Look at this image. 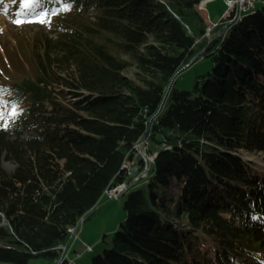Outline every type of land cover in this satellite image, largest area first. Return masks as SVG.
<instances>
[{"label": "trees", "instance_id": "obj_1", "mask_svg": "<svg viewBox=\"0 0 264 264\" xmlns=\"http://www.w3.org/2000/svg\"><path fill=\"white\" fill-rule=\"evenodd\" d=\"M204 1H51L59 31L0 93V261L83 264L61 244L144 171L146 135L159 155L90 264H264V173L241 152L264 150V3L210 37ZM201 50L212 69L179 88Z\"/></svg>", "mask_w": 264, "mask_h": 264}, {"label": "rangeland", "instance_id": "obj_2", "mask_svg": "<svg viewBox=\"0 0 264 264\" xmlns=\"http://www.w3.org/2000/svg\"><path fill=\"white\" fill-rule=\"evenodd\" d=\"M51 1L0 0V93L33 69L32 64L29 63V54L38 38L47 33L55 37L59 31L58 20L63 11L55 14L57 5L53 6ZM261 3L260 0L258 5ZM204 7V15L201 14L210 23L208 36H214L215 23L219 22L222 17L227 18L228 23L232 22L231 16L234 12H230L231 10L228 9L225 0H205ZM246 12L247 10L244 11V13ZM17 20L21 22L17 23ZM199 56L182 73H180L181 70L177 72V75L180 73L177 82L179 88L192 87L197 76L212 69V59L209 56H201L200 58ZM142 140L136 146L135 152L140 150ZM147 150L149 154L155 151L148 149V138ZM241 152L244 158L261 166V171L264 173V150L242 149ZM1 163L10 170L16 167L13 160L5 157H2ZM127 185L130 184L127 183ZM129 189L124 195L114 196L109 191L102 196L100 203L90 213V217L83 222L79 238L74 243L72 236L68 239L71 258H75L83 264H90L95 254L103 252L111 244L115 231L121 228L126 216L124 199ZM89 246L93 247L92 251L88 250ZM32 262L33 264H56V262L53 263L42 256L34 257ZM0 264L5 263L0 261Z\"/></svg>", "mask_w": 264, "mask_h": 264}, {"label": "water", "instance_id": "obj_3", "mask_svg": "<svg viewBox=\"0 0 264 264\" xmlns=\"http://www.w3.org/2000/svg\"><path fill=\"white\" fill-rule=\"evenodd\" d=\"M199 5H200V4H199ZM199 5H198V6H199ZM197 9H198L199 12H201L200 7H197ZM201 13L203 14V12H201ZM203 15H204V14H203ZM202 52H203V50H201L200 52H198V53L192 58V60H191L189 63H187L186 65H184V66L182 67L181 71H183L185 68H187L188 66H190V65H191V64L197 59V57L200 55V53H202ZM181 71H180V72H181ZM158 155H159V151L156 152V158H157ZM136 157H137V160H141V159H145V160H146V168H145V170H144L142 173H140V174L135 178V180H134V182L131 184V186H132L136 181H138L141 177L146 176V175L150 172V170H151V168H152V166H153V163H154V161L156 160V158L151 159L150 156H149V153H148V150H147V136H146V135L143 137V140H142V144H141L140 150L137 152ZM132 172H133V173H137V172H138V166H134L133 169H132ZM121 185H122V184H121ZM123 185H124V188H122L121 190H119V192H118V196H119V194H124V193H125L126 185H125V183H124ZM118 189H120V185H119L115 190L117 191Z\"/></svg>", "mask_w": 264, "mask_h": 264}, {"label": "bare ground", "instance_id": "obj_4", "mask_svg": "<svg viewBox=\"0 0 264 264\" xmlns=\"http://www.w3.org/2000/svg\"><path fill=\"white\" fill-rule=\"evenodd\" d=\"M259 1H260V0H259ZM259 1H258V2H259ZM261 1H262V3H264V0H261ZM199 7H200L201 11L204 13V12H205L204 2H202V3L200 4ZM255 7H256V6H252L251 8H244V9H243V13H242V14H239V17H241V16L244 14V11H245V10L249 11V10L255 8ZM227 10H228V9H227ZM229 23H230V22H229ZM229 23L227 22V23L225 24V27H226L227 25H229ZM215 24H216V26H217L218 22H216ZM156 152H157V151L155 150L152 154H149V156H150L151 159L156 158ZM148 153H149V152H148ZM157 157H158V156H157ZM144 160H145V159H144ZM145 161H146V160H145ZM154 162H155V161H154ZM138 170H139V167H138ZM144 170H145V169H144ZM142 172H143V171H142ZM142 172H140V173H142ZM137 173H138V172H137ZM137 173H134V174H137ZM140 173H139V174H140ZM139 174H137L136 177H137ZM136 177H135V178H136ZM143 177H144V176H143ZM141 178H142V177H141ZM141 178H140V179H141ZM140 179H139V180H140ZM139 180H138V181H139ZM138 181H136L135 183H137ZM133 182H134V181H133ZM133 182H132V183H133ZM132 183H131V184H132ZM135 183H134V184H135ZM131 184L128 186L127 183H125V185H126V188H125V189L127 190V189H129L130 187H132V186L134 185V184H133V185L131 186ZM122 188H124V185H123V184L120 185V189H118L117 191L115 190L116 188H113V189L108 190L107 192L111 191L112 194H113L114 196H118V193H117V192H119V190H121ZM126 190H125V193H126ZM125 193H124V194H125ZM124 194H123V195H124ZM119 195H121V194H119ZM86 219H87V217H84V218H82V219L80 220V222H79L77 225L71 226V227H70V232H71V234H74V233L77 232V233L79 234V236H80V230H81V227H82V225H83V222H84ZM74 239H75V238H74ZM65 244H68V243H65ZM61 247H62V249H64V250H63V254L65 255V257H68V258H70V260H72L73 258H71L70 255H69V249H70L69 246H68V250H67V252H68V256H66L64 245L61 244ZM88 250H89V251H92V250H93V247H92V246H89V247H88ZM74 259H75V258H74Z\"/></svg>", "mask_w": 264, "mask_h": 264}, {"label": "built area", "instance_id": "obj_5", "mask_svg": "<svg viewBox=\"0 0 264 264\" xmlns=\"http://www.w3.org/2000/svg\"><path fill=\"white\" fill-rule=\"evenodd\" d=\"M227 5H228V9H230V12H234V14L231 16L232 20H235L237 18H239V14L243 13V9L244 8H251L252 6H256L259 0H225ZM73 238H75L73 240V243L76 239L79 238V234L76 232L74 234L71 235ZM65 247V253L66 256H68V244H62Z\"/></svg>", "mask_w": 264, "mask_h": 264}, {"label": "snow or ice", "instance_id": "obj_6", "mask_svg": "<svg viewBox=\"0 0 264 264\" xmlns=\"http://www.w3.org/2000/svg\"><path fill=\"white\" fill-rule=\"evenodd\" d=\"M16 22H17V23H20L21 21L17 20ZM12 114H13V115L16 114V110H15V108L12 109Z\"/></svg>", "mask_w": 264, "mask_h": 264}, {"label": "crops", "instance_id": "obj_7", "mask_svg": "<svg viewBox=\"0 0 264 264\" xmlns=\"http://www.w3.org/2000/svg\"><path fill=\"white\" fill-rule=\"evenodd\" d=\"M74 259V258H73Z\"/></svg>", "mask_w": 264, "mask_h": 264}]
</instances>
